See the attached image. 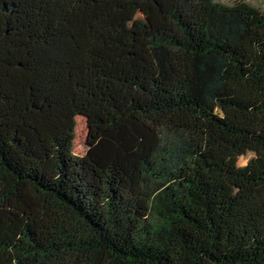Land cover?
<instances>
[{
	"label": "trees",
	"instance_id": "16d2710c",
	"mask_svg": "<svg viewBox=\"0 0 264 264\" xmlns=\"http://www.w3.org/2000/svg\"><path fill=\"white\" fill-rule=\"evenodd\" d=\"M0 264H264V11L0 0Z\"/></svg>",
	"mask_w": 264,
	"mask_h": 264
},
{
	"label": "rangeland",
	"instance_id": "374dc122",
	"mask_svg": "<svg viewBox=\"0 0 264 264\" xmlns=\"http://www.w3.org/2000/svg\"><path fill=\"white\" fill-rule=\"evenodd\" d=\"M224 4H232L238 0H219ZM252 5L256 6L259 10L264 11V0H244ZM117 16L123 22L125 26H130L136 19L142 18L141 10L138 4L131 2H119L117 3ZM74 141H73V152L77 155H82L86 148V137H87V122L86 118L82 115L75 117L74 126ZM254 154L249 152L238 158L237 164L239 166L245 165L248 160L253 157Z\"/></svg>",
	"mask_w": 264,
	"mask_h": 264
}]
</instances>
